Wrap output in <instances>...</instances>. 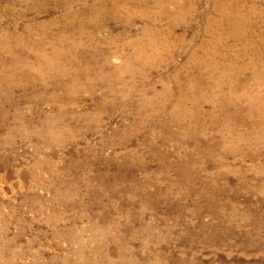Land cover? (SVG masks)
I'll return each instance as SVG.
<instances>
[{"label": "rangeland", "instance_id": "obj_1", "mask_svg": "<svg viewBox=\"0 0 264 264\" xmlns=\"http://www.w3.org/2000/svg\"><path fill=\"white\" fill-rule=\"evenodd\" d=\"M220 1L177 0L183 16L168 0H0V69L20 81L0 91V264H264V110L211 98L182 115L190 78L213 89L188 65L203 39L218 69L248 66L257 39L264 71V0H234L240 42ZM155 33L160 56L139 63L134 41Z\"/></svg>", "mask_w": 264, "mask_h": 264}, {"label": "bare ground", "instance_id": "obj_2", "mask_svg": "<svg viewBox=\"0 0 264 264\" xmlns=\"http://www.w3.org/2000/svg\"><path fill=\"white\" fill-rule=\"evenodd\" d=\"M64 1V0H63ZM71 1V0H70ZM104 1V0H103ZM113 1V0H112ZM141 1V0H139ZM192 1V0H191ZM76 2V1H75ZM102 2V1H101ZM128 2V1H127ZM132 2V1H131ZM137 2V1H136ZM169 4L172 3L174 5V9L177 10L178 12L177 13H182L183 16L185 15V12H183V10L181 9V5L178 4L177 0H168ZM184 2V1H183ZM238 2V1H237ZM65 3V2H64ZM100 3V2H99ZM120 3V2H119ZM144 3V2H142ZM194 4V2H191V4ZM197 3V2H196ZM63 4V3H62ZM70 4V3H69ZM105 4V3H104ZM114 4V3H113ZM118 4V3H117ZM128 4V3H126ZM137 4V3H135ZM183 4V3H182ZM64 5V4H63ZM111 5V4H110ZM121 5V4H120ZM132 5V4H131ZM139 5V4H138ZM157 5V4H156ZM196 5V4H195ZM217 5V3H216ZM71 6V4H70ZM92 6V5H91ZM108 6V5H107ZM130 6V5H129ZM136 6V5H134ZM149 6V5H148ZM14 7V6H13ZM117 7V5H116ZM124 7V6H123ZM141 7V6H140ZM192 7V6H191ZM190 7V8H191ZM90 8V7H89ZM101 8V7H100ZM103 8V7H102ZM111 8V7H110ZM122 8V7H121ZM130 8V7H129ZM128 8V9H129ZM135 8V7H134ZM155 8V7H154ZM164 8V7H162ZM162 8L160 10H162ZM188 8V14H192V10ZM213 8H214V5H213ZM70 9V8H69ZM97 9V8H96ZM99 9V7H98ZM106 9V7H105ZM109 9V8H108ZM142 9V8H141ZM178 9H181V10H178ZM185 9V8H184ZM193 9V8H192ZM82 10V9H81ZM89 10V9H88ZM95 10V9H94ZM127 10V9H126ZM153 10V9H152ZM155 10V9H154ZM159 10V11H160ZM195 10V9H194ZM216 10V13L219 12L220 14V25H224L226 28L228 29H232L233 31L235 30L237 32V36L234 34L233 37L235 38V41L237 42H240L242 39V37H239L241 36L240 35V24H239V21L241 20L238 15L235 13L233 14L234 12L233 11H241V5H239V3H236L234 2V0L230 1V0H227V1H220L218 2V5H217V9L215 8ZM72 11V10H71ZM80 11V10H79ZM109 11V10H108ZM122 11V10H121ZM120 11V12H121ZM134 11V9H133ZM140 11V10H139ZM144 11V10H143ZM151 11V10H150ZM149 11V12H150ZM165 10H162L161 13L165 12ZM39 12V11H38ZM77 12V11H76ZM83 12V11H82ZM81 12V13H82ZM110 12V11H109ZM123 12V11H122ZM129 12V11H128ZM155 12V11H154ZM158 12V11H157ZM69 13V12H68ZM73 12H71V14H69V17H75V13L72 14ZM80 13V15H81ZM91 13H93V10L91 9ZM105 13V12H104ZM110 13H113V12H110ZM124 13V12H123ZM130 13V12H129ZM138 13V12H137ZM147 13V11H146ZM151 13V12H150ZM167 13V12H166ZM175 13V11H174ZM90 14V13H89ZM88 14V15H89ZM118 14V13H117ZM134 14V13H133ZM141 14H144V12H141ZM140 14V15H141ZM158 14V13H157ZM194 14V13H193ZM67 15V14H66ZM78 15V14H76ZM93 15V14H92ZM101 15V14H100ZM131 15V14H130ZM79 16V15H78ZM96 16V15H95ZM103 16V15H102ZM119 16V15H118ZM146 16V15H145ZM170 16V15H169ZM172 16V15H171ZM242 16V15H241ZM67 17V16H65ZM115 17V16H114ZM150 17V16H149ZM159 17V16H158ZM182 16H179V18H181ZM212 17V16H211ZM61 18V17H60ZM89 18V17H88ZM92 18V17H91ZM120 18V17H119ZM118 18V19H119ZM135 18V17H134ZM141 18V17H140ZM152 20H153V17H151ZM214 18V17H213ZM218 18V17H217ZM67 19V18H66ZM70 19V18H69ZM86 19V18H85ZM97 19V18H96ZM101 19V18H100ZM137 19V18H136ZM142 19V18H141ZM158 19V18H157ZM252 19V18H251ZM64 20V19H63ZM74 19H72V22H73ZM80 20V19H79ZM84 20V19H83ZM99 20V19H98ZM128 20V19H127ZM150 20V19H149ZM178 20V19H177ZM207 20V19H206ZM66 21V20H65ZM69 20H67L68 22ZM78 21V20H77ZM179 21H181L179 19ZM208 21V20H207ZM206 21V22H207ZM219 21V20H218ZM56 22V21H55ZM59 22V21H58ZM85 22V21H84ZM87 22V21H86ZM89 22V21H88ZM94 22V21H92ZM127 22V21H126ZM174 22V21H173ZM63 23V22H62ZM74 23V22H73ZM81 23V22H80ZM125 23V22H124ZM215 23V21H214ZM243 23V22H242ZM61 24V23H60ZM64 24V23H63ZM68 24V23H67ZM79 24V23H78ZM82 24V23H81ZM80 24V25H81ZM97 24V23H96ZM99 24V23H98ZM132 24V23H131ZM208 24L211 25L210 21H208ZM246 24V23H245ZM105 25V24H104ZM154 25V23H153ZM159 25V24H158ZM216 25V24H215ZM222 25V26H223ZM56 26V25H55ZM147 26V25H145ZM64 27V26H63ZM78 27V26H77ZM92 27V26H91ZM155 27V26H154ZM170 27V26H169ZM218 27V26H216ZM79 28V27H78ZM85 28V27H84ZM173 28V27H172ZM146 29V28H145ZM156 29V28H155ZM159 29V28H158ZM163 29V28H162ZM213 29V27L211 28ZM254 29V28H253ZM82 30V29H81ZM152 30V29H151ZM150 30V31H151ZM227 30V29H226ZM243 30V29H242ZM170 31V30H169ZM246 31V30H245ZM147 32V30H146ZM156 32V31H154ZM144 33V32H143ZM210 33V32H209ZM218 33V32H217ZM162 33H155V34H149L151 35V38L149 37V35L147 34L146 37H149L150 39L152 40H147V39H140L139 41H134V46L135 47V51H139L137 52L136 54H132L133 56H131L132 58L138 60V62H145L147 61L148 59L150 60H153L154 57H156V55L160 53V51L164 48V45H163V41H162ZM212 34V33H211ZM146 35V34H145ZM144 35V36H145ZM208 35V33H207ZM214 38H216L215 36H213ZM227 37V35H225V37H223L224 39ZM142 38V37H141ZM210 38V37H209ZM221 38V37H220ZM218 39L216 45H215V49L217 47H219L221 45V42L222 40L221 39ZM230 38V37H229ZM138 39V38H137ZM233 39V38H232ZM136 40V39H135ZM257 39L254 41V43L249 46V51H251L250 55H251V59L249 58V54L247 53L248 49L245 47L246 45H242V49H245L244 51H239V55L236 56L238 59L240 56H245L246 58L248 57V63L249 65L246 66V67H243L241 68L240 65L239 66H233V65H230V63H228V61H225L223 60L222 61V66H220V69L223 68L222 70L218 69V65H217V62H216V56H217V53L215 50H213L214 52H212V54L210 55L209 51H208V47L210 45V39H203V41L201 42L200 44V47L198 49L197 52L193 53L190 55L189 57V63L188 65L190 66H193L195 64L197 65H201L199 67H201V71H204L206 72V75L207 77L205 78H210L213 79V89H209L206 93L202 92V90H200V86L202 84V80L198 79V77L196 78H190V80L187 82L188 83V88L187 90L189 89L190 93H192V95L190 94L189 95V102L191 103V106L189 109H183L182 110V115H190L194 118L195 116V113H197V111H199V106H201V104L204 102V101H207L208 99H211L212 98V102H213V106H214V112L215 111H220L222 107L226 106L225 104L227 103H233V104H237L239 105H247L246 107L249 110V114L250 113H253L255 110L257 111V114L262 116V111L264 110V98H263V91H264V86L261 87V86H257V90H256V93H251L250 91V88L249 86H246L244 84V80L241 81V76H243L244 74V71L246 69H248L249 67L253 69V74L255 77H264V71L262 69L263 66V63L262 62H258L257 60V57H255V55H257V51H258V43H257ZM144 42L147 44L146 48H147V51L150 52L147 56V52L146 51H143L140 52V48L139 47H143L145 46L144 45ZM247 42V41H246ZM133 43V42H132ZM131 43V44H132ZM215 43V42H214ZM213 43V44H214ZM236 43V42H235ZM212 44V45H213ZM250 44V42L248 43ZM133 46V47H134ZM4 47V48H2ZM240 48V47H239ZM260 48V47H259ZM247 49V50H246ZM7 50H9V48L5 45L1 46L0 47V59H1V55L2 53L6 52ZM15 51L17 53H20L22 51L21 48H17L15 49ZM166 51V50H165ZM261 51V50H260ZM263 52V51H262ZM261 53V52H260ZM154 54L152 57L151 55ZM57 53L56 52H53V56H56ZM34 57L36 59H39L41 60L42 58L40 57V55L38 56L37 53L34 54ZM129 58V57H128ZM254 58V59H253ZM259 58V57H258ZM155 59V58H154ZM157 59V58H156ZM50 60V59H49ZM246 60V59H245ZM44 61V60H42ZM160 61V60H159ZM46 62V61H44ZM151 62V61H150ZM155 62V61H154ZM25 64V63H24ZM22 62H19L15 59H13L11 61V67L15 68L18 70L19 73L23 74V75H29L28 74V71L30 72L31 71V68L29 65H24ZM144 64V63H143ZM155 64V63H154ZM233 64V63H232ZM145 65V64H144ZM196 65V66H197ZM258 66L259 68L256 69L255 66ZM48 66V65H47ZM138 66V65H137ZM142 66V65H141ZM140 66V67H141ZM194 67V66H193ZM203 67V68H202ZM52 69L55 70L54 66H52ZM137 69V68H136ZM200 69V68H199ZM2 70L3 69H0V82L1 84L3 83L4 87H2V89H0L1 93L4 92V97L1 101H3V103H6L8 101V98H9V95L12 91V89H14L15 85L18 86L19 84V80H17L14 84L13 82L11 83L10 82V79L8 76H10L9 74L6 73V71L4 73H2ZM28 70V71H27ZM51 70V69H50ZM139 70V69H138ZM208 70V72L206 71ZM220 70V71H219ZM200 71V70H199ZM200 71V73H201ZM218 74H217V73ZM203 74V73H202ZM203 76V75H202ZM11 77V76H10ZM244 77V76H243ZM173 78H176V76H174ZM13 79V78H12ZM210 80V79H209ZM257 80V78H256ZM19 81V82H18ZM211 81V80H210ZM258 82V81H257ZM256 82V83H257ZM254 84V82H253ZM252 84V85H253ZM259 84V83H258ZM251 85V86H252ZM167 86V85H166ZM1 87V85H0ZM167 89V88H165ZM254 91V90H253ZM258 91V92H257ZM165 92H167L165 90ZM169 92V91H168ZM171 92V91H170ZM202 92V93H201ZM198 93V94H197ZM3 94V93H2ZM163 94V93H162ZM172 94V93H171ZM160 95V94H159ZM166 95V94H165ZM1 96V95H0ZM158 96V95H157ZM172 96V95H171ZM186 98V97H185ZM151 99V98H150ZM156 99V97H155ZM188 100V99H187ZM218 100V101H216ZM149 100L147 99V101H142L140 105L142 104H145L147 103ZM215 101L216 102H223L225 104H221L218 106L215 105ZM151 103V102H150ZM156 103V101H155ZM160 103V102H159ZM148 104V103H147ZM172 104V103H171ZM174 104V103H173ZM177 104V103H176ZM180 104V103H179ZM178 104V105H179ZM217 104V103H216ZM157 105V104H156ZM171 106V105H170ZM174 106V105H173ZM160 107V106H159ZM188 107V106H187ZM245 107V106H244ZM180 108V107H179ZM173 109V108H172ZM176 109V108H175ZM178 109V108H177ZM201 110V109H200ZM181 111V110H180ZM227 112V111H226ZM240 112V111H239ZM180 113V112H178ZM235 113V112H234ZM264 113V112H263ZM231 114V113H230ZM6 115V114H3V116ZM211 115V114H210ZM213 115V114H212ZM233 115V114H232ZM180 116V115H179ZM227 116V115H225ZM264 116V115H263ZM196 117V116H195ZM255 117V116H254ZM197 118V117H196ZM175 119V118H174ZM177 119V118H176ZM245 119V118H244ZM257 119V118H256ZM197 120V119H196ZM262 120V119H261ZM253 121V120H252ZM171 122V121H170ZM261 125V124H260ZM262 128L264 129V124L262 125ZM226 130L227 131H231L233 132L234 129L232 128H227L226 127ZM263 132V131H262ZM261 132V133H262ZM264 134V133H263ZM248 138V137H247Z\"/></svg>", "mask_w": 264, "mask_h": 264}]
</instances>
